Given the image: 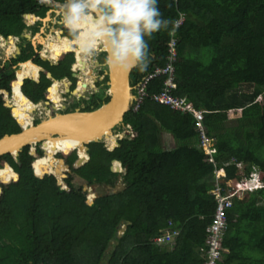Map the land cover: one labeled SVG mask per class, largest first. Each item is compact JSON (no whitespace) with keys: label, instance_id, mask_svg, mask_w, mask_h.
Instances as JSON below:
<instances>
[{"label":"trees","instance_id":"16d2710c","mask_svg":"<svg viewBox=\"0 0 264 264\" xmlns=\"http://www.w3.org/2000/svg\"><path fill=\"white\" fill-rule=\"evenodd\" d=\"M158 7L171 21V31L148 39V67L134 69L131 84L137 86L165 66L168 43L176 38L173 95L201 112L206 135L215 141L214 164L197 147L193 115L152 100L163 87V78H155L138 111L125 115L133 136L119 141L113 151L91 143L88 157H82L67 148L59 155L67 170L53 155L71 142H46L45 156L38 145L25 147L18 162L10 155L0 158V264H203L200 250L217 206L210 194L217 181L226 188L227 181L239 178L236 164H242L247 175L254 166L264 183V0H159ZM181 16L184 21L172 36ZM54 69L57 79L68 74L60 65ZM36 77L35 68L31 78ZM14 81L0 82V139L33 122L23 105L34 113L37 105L32 103L57 97L28 81L24 94L30 103L16 86L7 102L13 116L6 98ZM49 85L45 80V87ZM244 87L251 88V94L244 93ZM39 109L42 105L37 113ZM231 122L234 125L228 126ZM165 132L178 146L163 149ZM232 160L235 164H229ZM112 161L120 162L125 173H113ZM65 170L64 186L48 175L60 177ZM76 177L102 190L101 197L90 203L74 183ZM121 178L125 190L108 195V187L114 188ZM226 214L228 229L217 264H264V189L238 193ZM122 225L127 226L120 235ZM168 229L181 231L175 246L154 245L151 240Z\"/></svg>","mask_w":264,"mask_h":264},{"label":"flooded vegetation","instance_id":"af4514ba","mask_svg":"<svg viewBox=\"0 0 264 264\" xmlns=\"http://www.w3.org/2000/svg\"><path fill=\"white\" fill-rule=\"evenodd\" d=\"M27 3L24 0H6L3 4L0 3V82L5 81L6 84H9L12 78L15 79L10 84V93L6 98L7 108L12 110L13 116H15L14 108L8 107V99L12 97L14 88L19 86L22 95L29 101L24 94L28 81L38 85L47 95L50 90L56 91L53 89L55 83L59 84V92L56 94H60L61 103L52 97V100H41L38 103L29 101L33 105H42L44 111H39V113L44 115L43 118L49 115L54 116L56 113L74 112L77 109L81 112H91L107 103L110 100L107 94L109 67L105 63L104 44L99 42L94 54L84 56L87 57V62L89 61L87 73L89 72L91 75L84 74L81 69L84 65V70H86V64L82 59L81 62H78L77 59L79 45L74 41L73 35L59 23L63 0H27ZM22 11L24 12L20 15ZM19 18L20 21H18ZM57 39L58 43L52 46L50 51L47 48L48 42ZM61 39L62 41L67 39L70 42L69 49L61 48ZM53 47L55 48L53 49ZM53 52L57 55L56 58L52 57ZM68 61L69 63H67ZM59 65L62 67L61 72H68L61 79H57L55 76L58 72L54 68ZM35 68L37 77L33 79L31 77L35 75ZM19 77L23 80L20 81ZM82 78H85L86 81L90 80L91 84L87 85V89L82 95L77 96L74 93L80 85H83V89L85 87ZM45 80L50 81V85L47 87H45ZM29 88L34 90L31 86ZM134 94H136V89ZM56 103H58V107ZM41 119L34 118L33 123L38 124ZM122 132L124 131L120 130L118 134H122ZM56 157L59 158V155Z\"/></svg>","mask_w":264,"mask_h":264},{"label":"clouds","instance_id":"9594fccd","mask_svg":"<svg viewBox=\"0 0 264 264\" xmlns=\"http://www.w3.org/2000/svg\"><path fill=\"white\" fill-rule=\"evenodd\" d=\"M158 3L159 0H63L59 23L88 55L94 54L98 42H103L105 63L109 68L145 71L150 60L148 39L161 31H171V21L162 16ZM232 163L234 160L229 164ZM236 166L239 178L244 173L253 187L238 193L264 189L260 173L254 166L248 175L244 165Z\"/></svg>","mask_w":264,"mask_h":264},{"label":"water","instance_id":"95a60500","mask_svg":"<svg viewBox=\"0 0 264 264\" xmlns=\"http://www.w3.org/2000/svg\"><path fill=\"white\" fill-rule=\"evenodd\" d=\"M132 71L126 72L117 67L109 68V90L107 94L110 100L102 104L98 109L91 112H81L77 109L74 112L66 114L56 113L54 116L49 115L42 118L38 124L32 122L19 133L4 135L0 139V158L5 155H10L18 162L20 153L25 147L38 145H40L43 156H45L43 145L48 141L77 142L85 148L87 155L89 151L88 146L91 143H102L108 151H113L118 146L119 141L129 137L130 134H134L132 126L125 125L124 122L125 115L131 111L136 99L134 94L135 87L132 86L130 81ZM120 130H123V133L126 135L118 134ZM108 135L116 136V145L112 150L105 143ZM68 147L78 151V148L73 145H69ZM62 153H64V150L56 153L55 158L62 162L67 170L68 166L66 162L56 157ZM115 163L121 165L118 161H112L111 171L113 173H121V168L115 167ZM66 170L63 171L60 177H57L55 174L48 173V175H53L58 183L64 186ZM89 188L91 190L94 189L85 183L83 192H89ZM125 188L126 185L122 184L121 179H119L118 184L114 188L108 187L107 194H116L124 191ZM99 197L101 196L95 194V199ZM127 225H130V223ZM127 225L123 226L120 235L125 233Z\"/></svg>","mask_w":264,"mask_h":264},{"label":"built area","instance_id":"2783aa9c","mask_svg":"<svg viewBox=\"0 0 264 264\" xmlns=\"http://www.w3.org/2000/svg\"><path fill=\"white\" fill-rule=\"evenodd\" d=\"M184 17L174 24V32L182 25ZM165 66L157 67L154 72L145 78L144 81L136 86L135 101L131 110L138 111L142 105L144 99L148 96L146 88L148 83L155 78H163V87L160 93L155 94L152 100L162 106H166L174 111L189 112L197 120V130L199 132V141L197 144L198 149L201 152H206L209 155L208 162L214 164L213 155L216 154L215 141L206 135L204 127L201 123V112L193 110L187 104L185 98L177 97L173 95V90L176 89L175 79V63L177 61V39L171 38L168 43L167 55L165 56ZM241 168V165H238ZM252 186L248 184L245 179L244 173L240 174V178L235 181H229L226 183V188L220 185L217 181L215 188L210 192L216 201V210L212 220V223L207 227V233L209 234L205 248L200 250L203 264H217L222 259V254L219 250V244L223 241V238L228 229L227 225V210L232 206V198L237 195L239 191L252 190ZM168 225H172L171 222ZM181 231L178 229L166 230L159 236L154 237L151 241L157 247L170 248L175 246V241L180 235Z\"/></svg>","mask_w":264,"mask_h":264},{"label":"bare ground","instance_id":"6f19581e","mask_svg":"<svg viewBox=\"0 0 264 264\" xmlns=\"http://www.w3.org/2000/svg\"><path fill=\"white\" fill-rule=\"evenodd\" d=\"M51 39V38H50ZM10 40H12V39H10ZM48 41L46 40V43H47ZM58 43V39L57 40H50L49 42H48V44H47V48L51 51V48H52V46H54V45H56ZM103 43V42H102ZM62 47L64 48V49H69L70 48V45L69 44H67L65 41H63V44H62ZM55 47H53V49H54ZM53 49H52V51H53ZM81 51H82V49L79 51V53H81ZM85 55H87L84 51H82V53H81V55H80V58L85 62V64H86V70L83 72L84 74H88L87 73V69H88V62H87V60H86V58L84 57ZM53 56L56 58L57 57V55L53 52ZM79 58V57H78ZM77 58V59H78ZM94 66V65H93ZM88 75H91V73H89ZM22 76V78H23V74L21 75ZM87 77V76H86ZM91 77V76H90ZM22 78H20L19 77V79L20 80H23ZM83 79V82L85 83V87H84V89L81 91V92H78V93H75V95H77V96H79V95H82L83 94V92H85L86 91V89H87V85L88 84H91V81L90 80H85V78H82ZM92 80H94V78H92ZM93 84V83H92ZM94 86V85H93ZM53 89H55L56 91H54V93H57V92H59V84L58 83H55V85H54V87H53ZM96 89V88H95ZM87 91H89V90H87ZM91 91V90H90ZM89 91V92H90ZM93 91H94V89H93ZM65 92V91H64ZM88 92V93H89ZM85 95V94H84ZM86 96V95H85ZM79 98V97H78ZM59 103H61V97H59L58 98V100H57ZM22 105H23V103H22ZM23 107H24V109L25 110H22L21 108H19L20 110H22L23 112H26L27 114H30L29 112H28V110H27V108L23 105ZM39 111H42V110H38V113H39ZM46 113V112H45ZM35 114V113H34ZM48 114V113H47ZM46 114V115H47ZM52 142V141H51ZM60 142V141H59ZM59 142H56L55 141V143L57 144V145H59L58 143ZM69 142H71L72 144H73V146H78V145H80V144H78L77 142H74V141H69ZM111 142H115L114 144L116 145V136H112V135H108L107 137H106V139H105V143H106V145L107 146H110V143ZM52 144H53V142H52ZM113 144V145H114ZM114 145V146H115ZM67 148H71V147H65V149H64V151L67 149ZM78 148V151H79V153L81 154V156L83 157V156H86L85 154H86V151H85V148L84 147H82V145H80V147H77ZM114 147H112L110 150H112ZM53 149H54V145H53ZM58 152H60V151H58ZM58 152H56V153H58ZM52 153H53V151H52ZM55 153V154H56ZM55 154L53 155V156H55ZM114 166L115 167H118V168H121L120 167V164L119 163H115L114 164ZM122 169V168H121ZM92 196V195H91Z\"/></svg>","mask_w":264,"mask_h":264},{"label":"rangeland","instance_id":"374dc122","mask_svg":"<svg viewBox=\"0 0 264 264\" xmlns=\"http://www.w3.org/2000/svg\"><path fill=\"white\" fill-rule=\"evenodd\" d=\"M79 56H80V54H79ZM242 90L244 91V93H246L247 95L250 93L251 94V88H247V87H244V88H242ZM60 97V94H58L57 95V98H56V100H58V98ZM57 102V101H56ZM37 108H38V105H37V107H36V110H35V114L34 113H30V114H27V116H28V119H29V121H33V119L34 118H43L44 117V115L43 114H40V113H37ZM44 111V110H43ZM25 114H26V112H24ZM234 124H233V122H231V123H229V125L228 126H233ZM122 134L123 135H126L125 133H123L122 132ZM133 135H131L130 134V136L129 137H132ZM165 137V138H164ZM172 136L170 135V134H168V133H163V135H162V147H163V149L164 150H171V149H173V148H175L176 146H178V142L176 141V140H174L173 139V137L171 138ZM128 138V137H127ZM171 138V139H170ZM173 139V140H172ZM53 150V149H52ZM52 153V152H51ZM86 155V154H85ZM121 172L124 174L125 173V169L122 167V169H121ZM77 181H79V180H77V179H74V183L77 185V186H80V187H82V189L84 188V185H85V183L83 182V181H79V182H77ZM121 181H122V178H121ZM122 184H124L123 183V181H122ZM125 185V184H124ZM123 187V186H122ZM121 187V188H122ZM86 190V189H85ZM102 190H99V191H95V190H91L90 188H89V192H87V197H88V201H90V202H93L94 201V199H95V194H100V192H101ZM110 194V193H109ZM91 195H92V198H91ZM123 226H125V225H122V227H121V230H120V233H122V229H123Z\"/></svg>","mask_w":264,"mask_h":264},{"label":"crops","instance_id":"0c3cea01","mask_svg":"<svg viewBox=\"0 0 264 264\" xmlns=\"http://www.w3.org/2000/svg\"><path fill=\"white\" fill-rule=\"evenodd\" d=\"M164 138H165V137H164ZM171 138H172V137H171ZM171 138H170V139H171ZM172 140H173V139H172ZM75 179H77V180H79V181H82V180H80V179H79V178H77V177H76ZM79 181H77V182H79Z\"/></svg>","mask_w":264,"mask_h":264}]
</instances>
